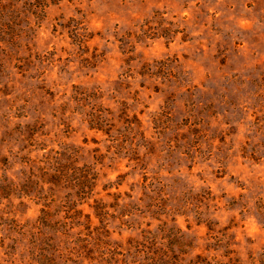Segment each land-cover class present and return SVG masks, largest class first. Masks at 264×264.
<instances>
[{"label": "rangeland", "instance_id": "1", "mask_svg": "<svg viewBox=\"0 0 264 264\" xmlns=\"http://www.w3.org/2000/svg\"><path fill=\"white\" fill-rule=\"evenodd\" d=\"M68 152L98 174L72 204L42 173ZM94 241L264 264V0H0V264H108Z\"/></svg>", "mask_w": 264, "mask_h": 264}, {"label": "trees", "instance_id": "2", "mask_svg": "<svg viewBox=\"0 0 264 264\" xmlns=\"http://www.w3.org/2000/svg\"><path fill=\"white\" fill-rule=\"evenodd\" d=\"M44 1V0H43ZM50 3H56L57 1L60 0H48ZM45 6V3L42 4ZM105 108H98L95 112L89 113V123L92 127H96L97 129L100 130H106L108 132L112 126L111 123H109V119L103 114V111H105ZM130 122L129 120H126ZM107 126V128H106ZM50 167L45 168L43 173L44 176V183L51 184L52 186L49 188L51 190H57L58 188H64L68 189L67 192L62 196L64 199H62V203L66 204L67 203L72 204L76 203V200H84L88 199L92 195L93 188L96 185V179H97V172L94 171L93 167L91 165L84 164L82 167H79L75 165L74 163L76 162V159L73 157L72 152L66 153H60L59 155L54 154L50 155ZM45 158H49V154L45 155ZM34 173H32L33 175ZM33 179L31 176H29L28 181L31 183H36L35 181H32ZM40 191L43 190V188H39ZM51 193V192H50ZM52 194V193H51ZM40 199H43L44 201L46 200V195L40 194L38 196ZM77 197L76 200L74 201L72 198ZM44 204V206H48ZM74 205V204H73ZM96 210L99 211V215H104L105 211H103V206H100V203L96 201ZM74 214H80L81 210L80 209H73ZM42 216H40L39 222L46 225L49 219V211L45 209H41ZM103 234V233H101ZM90 234H86L85 238H79L82 244L80 247L84 250L85 252L84 257L85 258H91L92 260L95 259V257H92L90 255L93 252L94 247H89L90 241L89 238ZM51 239V238H49ZM49 246L51 245L50 243H47ZM94 244L97 245L98 251L100 252V260H103L107 262L108 264L111 262V260L116 261L117 259L115 256L118 254L117 251L113 248L106 247L109 246V243L100 241L96 242L94 241ZM106 245V246H105ZM105 246L107 251H104ZM103 247V248H102ZM73 250V248H72ZM70 252L71 249H70ZM105 254H108V256ZM197 258H200L199 255L196 256ZM68 260H70V264H78V261L76 259H72L70 257H67ZM109 259V260H108ZM153 259H148V263L154 264L156 261L154 260L152 263ZM200 263V262H199ZM198 263V264H199ZM208 263V262H207Z\"/></svg>", "mask_w": 264, "mask_h": 264}]
</instances>
